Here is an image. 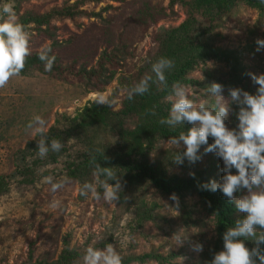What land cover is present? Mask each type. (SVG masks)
I'll return each instance as SVG.
<instances>
[{
	"label": "rangeland",
	"instance_id": "rangeland-1",
	"mask_svg": "<svg viewBox=\"0 0 264 264\" xmlns=\"http://www.w3.org/2000/svg\"><path fill=\"white\" fill-rule=\"evenodd\" d=\"M171 1L0 0V7L3 3L11 4L21 23L30 14L53 12L48 33L39 31L34 24L25 29L30 35V55L56 41L51 55L59 67L45 74L44 66H36L27 75L10 78L0 88V264H63L60 261L66 242L75 257L68 264H83L82 256L89 245L104 248L109 243L122 255V264H210L213 257L203 254L204 248L200 253L193 251V245L203 242L207 246L216 240L212 215L199 214L203 221L200 226L186 225L181 197L173 201L151 185L130 194L127 191L118 202L97 200L91 193L81 198L80 184L69 176L72 163L83 162L98 151L122 154L124 143L119 132L134 129L137 119L139 141L145 150L141 157H133L131 161L146 158L155 163L166 161L165 166L175 173L178 166L173 161L174 155L183 151V147L174 149L166 143L171 136L159 132V110L169 115L171 103L166 97L171 92L161 101L149 103L148 110L152 111L149 117L143 104L141 116L137 112L128 114L125 107L128 90L145 76L154 75L151 67L158 59L164 39L189 18L184 2L188 0L174 5ZM259 4L263 5V11L260 6L250 7L237 0L231 12L216 21L214 32L205 41L224 54L220 60L214 57L200 63L187 74L188 81L181 84L189 87L191 98L212 105L215 98L207 92L211 83H221L223 95L228 98V90L241 88L250 73L264 74V50L257 51L256 44L258 39H264V3ZM162 8L165 14L161 17L158 13ZM63 9L73 15L55 12ZM97 13L101 17H96ZM150 15H157L158 20L150 21ZM119 45L126 47L119 49ZM105 51L115 57L106 67L115 71L116 76L109 85L94 88L92 85L96 84L88 83L81 72L100 70ZM168 83L167 86L155 83L158 85L155 94L171 90L174 83ZM250 84L249 90L255 87L252 80ZM100 96L111 105L104 104L108 108L105 121L84 122L79 127L75 118ZM36 115L47 121V141L59 140L63 145L61 151H49L44 158L38 155L41 134L26 129ZM231 115L230 109L226 118L229 127ZM152 139L155 146L149 152L146 143ZM168 152L172 153V159L168 158ZM200 152L203 153V146ZM195 168L215 171L206 181L219 182L223 175V161L215 152L203 155ZM47 176H52L54 182L66 178L67 183L53 193L51 185L44 182ZM97 190L102 194L99 185ZM141 198L149 205L156 204L152 219L141 218L137 209V199ZM182 200L186 209L202 210L197 196ZM54 201L59 202L56 207L52 206ZM193 218H197L195 214Z\"/></svg>",
	"mask_w": 264,
	"mask_h": 264
},
{
	"label": "clouds",
	"instance_id": "clouds-1",
	"mask_svg": "<svg viewBox=\"0 0 264 264\" xmlns=\"http://www.w3.org/2000/svg\"><path fill=\"white\" fill-rule=\"evenodd\" d=\"M257 51L264 50V39L256 41ZM52 49L46 46L40 50L38 57L44 62V70L50 72L53 68L55 57L50 55ZM31 54L30 35L25 26L19 21L18 15L9 3L0 7V88H4L10 78L18 76L25 68V61ZM174 67V62L167 57H160L152 64L151 75L145 76L128 90V99L142 96L149 92L151 83L167 86L166 72ZM252 81L258 86L255 94L242 88L228 90L225 98L224 86L213 82L207 88L215 103L209 105L206 100L197 102L191 98L188 86L176 82L172 85L171 95L166 99L171 103L167 119L160 120L161 124L175 128L177 125H192L186 132L170 137L167 144L174 149L183 147V151L176 152L173 161L182 165L185 160L195 164L203 155L213 153L223 161V175L219 182L211 179L199 185L202 190L221 192L223 196L234 203L235 208L244 213L242 219H237L234 227H229L223 234L224 247L217 252L210 264H264V74H249ZM228 103H225V102ZM100 104L110 102L104 96L97 101ZM232 105L239 111L236 113L238 124L230 128L226 124ZM27 130L41 134L38 141V155L47 156L49 151L59 152L63 145L59 140L47 141L45 133L47 121L40 115L34 116L26 125ZM209 138L212 142L209 143ZM203 146V153L200 152ZM94 181L85 182L80 195L88 196L89 193L97 199L101 198L108 203L118 202L121 193V181L112 167L95 166L92 173ZM103 177V179H101ZM115 181V183H111ZM44 182L51 185L55 193L63 188L67 179L54 182L52 176L44 178ZM97 185L102 188L98 192ZM246 190V192H244ZM237 193H242L237 196ZM178 201L176 194L170 197ZM53 202V207L58 205ZM255 241L256 247L249 248L247 241ZM203 244L193 245V251H203ZM83 264H122L123 257L109 243L104 248L89 245L82 256Z\"/></svg>",
	"mask_w": 264,
	"mask_h": 264
},
{
	"label": "trees",
	"instance_id": "trees-1",
	"mask_svg": "<svg viewBox=\"0 0 264 264\" xmlns=\"http://www.w3.org/2000/svg\"><path fill=\"white\" fill-rule=\"evenodd\" d=\"M100 1V0H93ZM180 0H172L171 5L179 2ZM246 5L250 7L263 6L260 5V2L264 3V0H242ZM188 8V20L178 28H175L172 33H169L167 37L164 39L160 52L158 54V59L160 57H167L174 62V67L166 72V79L170 83L176 82H187V74L194 70L200 63H206L214 57L217 59H222V55L224 53H219L213 48L212 44L207 43L205 40L214 32L216 28V21L220 19V17L227 15L231 12V7L237 2V0H188L184 1ZM70 8V6H69ZM159 10L158 16H164V12ZM262 7H261V9ZM61 15H69L72 16L73 13L68 9L55 11ZM197 13V14H196ZM96 17H101L100 13L95 15ZM160 18V17H159ZM53 19V12L35 16L33 14L25 17L23 21L24 26H29V24H34L39 31L49 32V28L51 27ZM157 15H150V21H157ZM193 21V25H191V21ZM197 24V25H196ZM196 25V26H195ZM196 29H195V27ZM45 27V28H44ZM194 28V29H193ZM193 29V30H192ZM52 39V37L50 36ZM204 40V41H203ZM111 44L112 41H108ZM56 45V41L53 43ZM51 45L50 47H52ZM126 46H118L119 49H124ZM51 55V54H50ZM114 55H111L108 52L103 53V58L100 62V70L98 69H90L83 70L81 73L85 76L88 83L96 84L92 85L95 87L102 85H109L115 78L116 72L107 68L106 64L109 66L114 61ZM157 59V60H158ZM225 59L228 61L229 59L225 56ZM231 61V60H229ZM60 65V64H59ZM36 66H44V62L40 61L38 57V53L30 55L26 58L25 68L21 71V75H27V71ZM59 67L57 66V61L55 59L52 70L55 72ZM50 72H46L42 69V72L45 74H51ZM153 79H155V75H151ZM97 79L95 82L94 79ZM251 77H245L243 86L241 87L243 90L249 91L252 94H255L257 85L255 87H251L250 89V81ZM253 82V81H252ZM168 83V84H170ZM249 85V87H248ZM158 85L151 84L149 92L145 93L142 96H135L132 100L127 98V102L125 106L127 110H129L128 114L132 112H137L139 116H141V105H144L145 115L147 117L150 116V112L148 110L149 103L155 101L156 103L163 99L164 96L167 95L171 90L166 89L157 92L155 94L154 89H156ZM90 105L85 108V110L79 115V117L75 118V123H78V126L81 127L84 122H103L105 121V113H107V106L104 104H100L95 102L89 103ZM159 107L157 106L155 109L157 110ZM232 115H231V125L230 128L236 127L238 124V120L236 118V113L239 111L238 106L232 105L231 107ZM143 112V111H142ZM159 119H167L168 114L164 112L161 108L159 110ZM138 119L136 122V126L134 129H122L119 132V136H121L123 141V149L121 150L122 154L119 153H101L98 151L93 155L88 156L83 162L80 163H72V168L70 169V178L76 180L80 184V189L85 182H92V173L97 164H100L102 167H112L120 171L117 176H119L121 181V193L123 196L127 191L130 194L133 190L138 191L145 185H151L161 194L172 196V194H176L177 197H181V208L184 209L182 218L183 222L186 225L192 224L193 226H200L203 222L199 217V214L203 215L207 213L212 215L215 219L216 223V235L217 238L215 241L210 242L207 246H204L203 254L209 256V258L214 257V255L223 250L224 242H223V234L229 227H234L237 219H242L244 214L239 212L234 203L230 202L227 197L223 196L221 192H211L202 190L199 185L206 183L207 178L213 176L214 172L201 171L200 168H195L197 163L189 164L187 160L184 161L182 165L177 164V168L174 171L175 173H171V171L165 166L164 162L160 160L155 162L149 161V159L132 162L131 158L141 157L144 152V147L141 146L142 142L139 141V129H138ZM159 132L165 136H178L180 132H186L190 126L188 124L177 125L175 128L169 127L166 124L160 123ZM157 129V128H156ZM156 131V130H155ZM135 136V137H134ZM137 136V140H136ZM153 139L146 143L149 147L148 151L152 149ZM144 142V141H143ZM147 152V151H146ZM176 155H174L175 158ZM168 158L172 159V153L168 152ZM115 173V172H114ZM210 180V179H209ZM111 183H115L112 181ZM101 192V191H100ZM83 198L82 195H80ZM187 196H197L199 198L200 204L203 206L202 210L195 207L194 211H190L186 208V203H183V200ZM153 203L146 202V199L141 198L137 199V209L140 210L139 214H141V218L143 220H148L153 218L152 211L156 207L155 205H151ZM199 210V211H198ZM193 214L198 218H193ZM184 216V217H183ZM203 217V216H202ZM204 218V217H203ZM198 220V221H197ZM195 224V225H194ZM203 244V242H201ZM247 246L249 248L256 247L255 241L249 239L247 241ZM261 249H264V245L260 246ZM65 253L63 258L61 259V263L68 264L72 259L74 260L73 251L69 250V243H65Z\"/></svg>",
	"mask_w": 264,
	"mask_h": 264
},
{
	"label": "crops",
	"instance_id": "crops-1",
	"mask_svg": "<svg viewBox=\"0 0 264 264\" xmlns=\"http://www.w3.org/2000/svg\"><path fill=\"white\" fill-rule=\"evenodd\" d=\"M22 80H24V81H25L24 77L22 78Z\"/></svg>",
	"mask_w": 264,
	"mask_h": 264
}]
</instances>
